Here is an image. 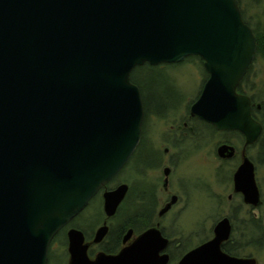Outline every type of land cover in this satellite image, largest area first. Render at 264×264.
<instances>
[{
    "label": "water",
    "instance_id": "water-1",
    "mask_svg": "<svg viewBox=\"0 0 264 264\" xmlns=\"http://www.w3.org/2000/svg\"><path fill=\"white\" fill-rule=\"evenodd\" d=\"M257 49L237 0H0V264H47L54 237L131 158L145 114L131 79L137 67L201 57L209 79L191 115L242 132L245 147L256 143L263 126L237 88ZM238 174L258 200L249 158ZM127 189L104 193L106 216ZM230 230L222 219L215 237L179 264H246L220 249ZM83 241L69 231V264H158L167 242L150 230L118 255L92 261Z\"/></svg>",
    "mask_w": 264,
    "mask_h": 264
},
{
    "label": "flooded vegetation",
    "instance_id": "flooded-vegetation-1",
    "mask_svg": "<svg viewBox=\"0 0 264 264\" xmlns=\"http://www.w3.org/2000/svg\"><path fill=\"white\" fill-rule=\"evenodd\" d=\"M237 1L239 3L243 20L252 29L256 37V41L258 39V35L262 34L264 37V23L258 24V28L255 29V24H253L255 16L248 13L253 9L251 6L252 1L257 2L259 0ZM253 7L254 9L257 8V6ZM257 31L260 32L257 33ZM189 58H196V61L201 64L205 75H207V79L203 85L204 88L207 80L209 79V73L206 70L205 61L199 56H188L180 63H184ZM259 62L262 63L264 69V56L259 55L257 49L253 64L250 66L247 74L237 88L238 94L250 98L252 104V116L263 126L262 134L256 143L245 147L246 138L242 132L237 130L219 131L214 125L197 116L191 115V106L199 99L203 91L202 88L197 98L191 103L190 108L186 110L184 117L171 124L170 135L163 138L165 140H171L168 142L173 144L174 148L177 149V153H171L169 148H165L161 153V149L159 150L154 148L152 142L146 141L145 118L147 116V110L144 102L145 114L141 140L131 158L120 171V173L125 171L129 167L132 160H134V162L137 161L138 168L136 170V178L138 183L133 185V183L123 181L112 189L108 188V183L104 188H102L101 191H99V193L90 201L89 205L54 237L49 247L47 264H49L51 256L56 257L61 255V253L57 252L54 254L52 253L53 250L60 247L61 243L66 250V253L62 255H65L66 264H69L70 230H76L83 234L84 241L82 246L87 247V256L92 261L96 260V258L101 254L108 256L118 255L124 249L134 245L140 237L148 231L158 230L160 231L163 239L167 240L165 246L159 253L160 256L158 257V264H163V262L164 264H179L183 257H185L190 251L212 240L215 237L214 229L216 224L225 218L230 220L231 230L228 239L220 245L222 253L234 261H241L242 263L250 264V261L256 260V264H264V158L262 160L263 162L257 159L255 161L254 158L249 155L250 149L259 147L261 156H264V105L256 102V98L250 93L253 86L250 85L247 80L250 71L255 67V65H259ZM260 70H262L261 66ZM157 96L158 100L154 101L153 104H148V107L150 111L153 110L159 115H161L166 109H170V107H168L169 103L178 102L181 99L179 92L172 90V88L164 91L163 93H158ZM204 125L212 128L214 133L230 132L236 134L234 135L236 142L234 137H232L233 141L224 139L219 141L216 148V155L220 161L223 163H232L235 161L236 163L232 165L231 169L229 168V171L224 170L221 165L217 169V177H220V173L224 172L226 177L224 180H230L231 193L228 196V200L231 203V207L229 214L221 216L215 223L210 238L192 247V245L195 244L189 246L191 240L188 238H179L178 234L175 236V233L168 232L169 225L170 230H172L174 216L182 213L186 209L185 203L189 201L188 190L181 183V177L177 174L174 180L173 174L177 173L176 166L179 163V159H181V156L183 155V151L185 154L187 153L186 146L191 145V143H195L194 145H197L194 150H196V148H198L201 144L200 140L201 138H204L205 134L199 131ZM221 146L234 147V155L232 157L222 158L218 153ZM166 157L169 158L165 162ZM244 157L249 158L254 165V176L257 186L256 191L258 193V200H256L255 197V189L247 187V177L238 174V170L243 163ZM166 163L168 165H166ZM157 168H159L158 170H161V176L154 175V177H147L146 172H151ZM120 173L118 175H120ZM114 180L115 178L111 182ZM237 183L242 186L239 188L238 185H236ZM122 185L128 186L126 195L121 201L115 215L108 217L104 211V193L106 191H113ZM209 189L210 193L216 200V191L213 190L211 186H209ZM99 197L102 198V217L86 214V210H88L92 202L97 200ZM182 204L183 206L179 208ZM101 214L98 213V215ZM172 214V220L168 221V218H170ZM165 220H167L169 225H165ZM105 225L108 227V231L102 240L97 241V232ZM60 236L62 237V240L59 242L58 238ZM197 236L201 239L199 234ZM175 251L176 254H174ZM161 256L166 258L163 259Z\"/></svg>",
    "mask_w": 264,
    "mask_h": 264
},
{
    "label": "rangeland",
    "instance_id": "rangeland-1",
    "mask_svg": "<svg viewBox=\"0 0 264 264\" xmlns=\"http://www.w3.org/2000/svg\"><path fill=\"white\" fill-rule=\"evenodd\" d=\"M251 6L253 9H250L251 11L248 13L255 16L253 24H255V29H257L258 24L264 23V0H259L257 2L252 1ZM253 6H257V8L254 9ZM259 32L260 31H257V33ZM258 37H263V35L260 34ZM259 65L262 70H260ZM259 65H255L250 71L247 80L249 84L253 86L250 93L256 98V102L264 105V69L261 62H259ZM157 67L158 68L149 67L138 70L134 74V80L144 86L148 104H153L154 97H158L157 94L159 90L157 89L160 87L158 81L164 84L162 86L163 92L172 88V90L179 92L181 99L178 102L169 103L168 107H170V109H166L161 115L155 113L153 110L150 111L149 117L147 115L145 118L146 141L152 142L154 148L161 149V153L165 148H169L171 153H177V149L174 148L173 144L168 142L171 140H165L163 138L170 135L171 124L184 117L186 110L190 108L191 103L202 90L207 75H205L201 64L196 61V58H189L184 63L165 64L163 66L161 64ZM199 132L205 134L204 138L200 140L201 144L196 150H194L197 145H194L195 143L186 146L187 153L185 154L183 151V155L181 159H179L180 164L178 163L176 166L177 173L173 174L174 180L177 174L181 177V183L188 190L189 201L185 203L186 209L182 213L174 216L172 230H170V225L167 220H165V225H169V229L167 228L168 232L175 233V236L178 234L179 238H188L191 240L189 246L195 244L192 245V247L210 238L215 223L221 216L229 214L231 207V203L228 200V196L231 193L230 180H224V178H226L224 172H221L220 177H217V169L221 165L224 170L229 171V168L231 169L232 165L236 163L235 161L232 163H223L216 155V148L219 141L224 139L232 140V137H234L236 142L234 136L236 134L230 132L214 133L213 129L207 125H204ZM249 155L253 157L255 161L256 159L262 161L264 158V156H261L259 147L250 149ZM168 158L169 157L165 158V162ZM166 165L168 164L166 163ZM137 168V161L134 162V160H132L129 167L115 177L113 182L108 184V188H115L117 184L123 181L133 183V185L137 184ZM158 169L159 168L151 172L149 171L148 173L146 172L147 177H154V175L161 176L162 172ZM209 186L216 191V200L210 193ZM182 206L183 204L180 205L179 208ZM102 211V198L99 197L92 202L91 206L86 210V214L102 217ZM98 213L101 215H98ZM171 218H173V214L168 218V221H171ZM198 234L201 239L198 238ZM61 240L62 237L60 236L58 241L60 242ZM55 252L61 253V255L56 257L51 256L49 264H66V257L62 255L66 253V250L62 243L60 247L53 250L52 253L54 254ZM174 254H176V251Z\"/></svg>",
    "mask_w": 264,
    "mask_h": 264
},
{
    "label": "trees",
    "instance_id": "trees-1",
    "mask_svg": "<svg viewBox=\"0 0 264 264\" xmlns=\"http://www.w3.org/2000/svg\"><path fill=\"white\" fill-rule=\"evenodd\" d=\"M257 44H258V53L260 54V55H263L264 56V37H258V39H257ZM162 65H164V64H162ZM158 68L157 66H151V65H149V64H145V65H143V66H141V67H137L134 71H133V73H132V75H131V79H132V82L133 83H135L139 88H140V90H141V92H142V94H143V96H144V99H145V105H146V114L147 115H149V113H150V110H149V107H148V102H147V99H146V94H145V89H144V86L143 85H141L139 82H137V81H135L134 80V74H135V72H137L138 70H142V69H145V68ZM159 82V85H160V87H158V89L157 90H159V93H162L163 91V88H162V86H163V83H161L160 81H158ZM156 100H158V97H154V99H153V101H156ZM152 104V103H151Z\"/></svg>",
    "mask_w": 264,
    "mask_h": 264
},
{
    "label": "bare ground",
    "instance_id": "bare-ground-1",
    "mask_svg": "<svg viewBox=\"0 0 264 264\" xmlns=\"http://www.w3.org/2000/svg\"><path fill=\"white\" fill-rule=\"evenodd\" d=\"M73 219H74V218H73ZM73 219H72V220H73Z\"/></svg>",
    "mask_w": 264,
    "mask_h": 264
}]
</instances>
